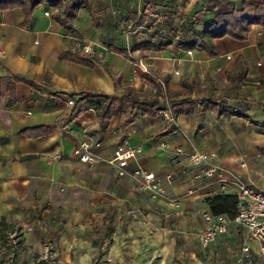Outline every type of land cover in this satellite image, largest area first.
I'll list each match as a JSON object with an SVG mask.
<instances>
[{
	"label": "crops",
	"instance_id": "0c3cea01",
	"mask_svg": "<svg viewBox=\"0 0 264 264\" xmlns=\"http://www.w3.org/2000/svg\"><path fill=\"white\" fill-rule=\"evenodd\" d=\"M244 1L40 0L28 19L21 7L0 11V246L24 227L26 246H51L58 264H149L158 255L246 264L237 223L208 247L198 233L212 212L207 199L236 195L238 176L264 189V26L245 40L215 39L210 51L190 47L216 14ZM78 38L96 43V54L77 49ZM155 38L166 47H141ZM85 92L132 93L159 109H136L122 127L118 103L103 125L104 100ZM182 95L195 104L180 111L171 99ZM124 137L144 149L129 169L153 171L166 195L151 200L132 177L74 154L99 143L96 154L109 159ZM205 152L219 174L204 177L189 163L188 154ZM252 250L264 264L258 244Z\"/></svg>",
	"mask_w": 264,
	"mask_h": 264
},
{
	"label": "built area",
	"instance_id": "2783aa9c",
	"mask_svg": "<svg viewBox=\"0 0 264 264\" xmlns=\"http://www.w3.org/2000/svg\"><path fill=\"white\" fill-rule=\"evenodd\" d=\"M76 48L87 56L96 54V43L87 39H76ZM2 51L0 50V54ZM140 65L144 73H148V68L142 61ZM69 104L73 105L74 101L70 100ZM167 105L165 109L160 111L165 117H168ZM95 145L91 143H82L75 148L74 154L79 158L81 163L95 166L98 163L105 161L114 168L119 177H132L136 180V188L139 192L147 193L151 200H157L167 194L161 179L153 172L144 169L141 165L133 170L129 169L131 161H137L143 154L144 149L141 145H132L129 138H122L115 148L112 156L109 159H102L95 152ZM180 155H184L185 151L182 148L176 149ZM211 152L192 153L188 154L187 158L191 165L201 167V174L204 177H212L220 173L217 165H212L211 161L214 158ZM61 156H58L60 158ZM171 179V176H167ZM239 188L236 193L238 198L237 213L234 217H229L226 214H214L205 212L203 219L206 223L205 227L198 233V240L203 247H208L219 237L228 233L229 225L233 222L246 230L243 246L241 249L240 260L246 264H255L257 257L253 254L252 244H258L260 258L264 260V189L258 188L245 182L238 176ZM179 207V204L176 203Z\"/></svg>",
	"mask_w": 264,
	"mask_h": 264
},
{
	"label": "trees",
	"instance_id": "16d2710c",
	"mask_svg": "<svg viewBox=\"0 0 264 264\" xmlns=\"http://www.w3.org/2000/svg\"><path fill=\"white\" fill-rule=\"evenodd\" d=\"M40 0H0V11L21 7L26 14L27 19L30 17L35 6ZM75 10L78 7H74ZM74 13L70 14L73 17ZM253 25L264 26V1L262 3L244 1V8L234 10L230 13H218L208 23L207 29L197 35V41L190 47L200 46L207 50L214 48V40L225 36H231L239 40H245L252 29ZM158 39L141 46L144 49H164L165 44H159ZM85 63H88L85 61ZM90 64V63H88ZM83 98H100L104 100L102 111L99 114V121L105 124L111 119L113 108L120 103L122 111L125 113V119L121 123L122 127L127 126L134 120V111L141 109L144 112L159 109L156 101L141 100L135 98L132 93L126 96L108 95L102 92H85ZM173 107L180 111L188 106L195 104L187 95L180 98L171 99ZM124 109V110H123ZM212 213L228 214L234 217L237 213L238 198L237 195H216L207 199Z\"/></svg>",
	"mask_w": 264,
	"mask_h": 264
},
{
	"label": "rangeland",
	"instance_id": "374dc122",
	"mask_svg": "<svg viewBox=\"0 0 264 264\" xmlns=\"http://www.w3.org/2000/svg\"><path fill=\"white\" fill-rule=\"evenodd\" d=\"M27 230L24 227H16L10 231L3 244L0 246V264H58L57 256L51 246L28 247L25 244V234ZM153 236V235H152ZM150 258H152L150 256ZM135 256L133 255V260ZM167 260V257L161 255L153 257L149 264H156L160 260ZM156 260V261H155ZM178 259L172 258L164 264H173ZM132 264H138L135 261Z\"/></svg>",
	"mask_w": 264,
	"mask_h": 264
}]
</instances>
